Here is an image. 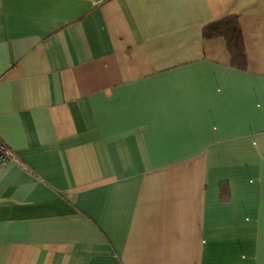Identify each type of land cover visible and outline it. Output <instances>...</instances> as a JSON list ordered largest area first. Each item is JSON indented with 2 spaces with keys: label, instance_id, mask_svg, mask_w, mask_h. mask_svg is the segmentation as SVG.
Wrapping results in <instances>:
<instances>
[{
  "label": "crops",
  "instance_id": "obj_1",
  "mask_svg": "<svg viewBox=\"0 0 264 264\" xmlns=\"http://www.w3.org/2000/svg\"><path fill=\"white\" fill-rule=\"evenodd\" d=\"M0 141V264H264V0H0Z\"/></svg>",
  "mask_w": 264,
  "mask_h": 264
},
{
  "label": "trees",
  "instance_id": "obj_2",
  "mask_svg": "<svg viewBox=\"0 0 264 264\" xmlns=\"http://www.w3.org/2000/svg\"><path fill=\"white\" fill-rule=\"evenodd\" d=\"M203 37L207 39L223 38L231 58V66L238 70H247L249 59L246 43L238 14H228L203 27ZM220 200L227 203L231 200L229 181L220 182Z\"/></svg>",
  "mask_w": 264,
  "mask_h": 264
},
{
  "label": "built area",
  "instance_id": "obj_3",
  "mask_svg": "<svg viewBox=\"0 0 264 264\" xmlns=\"http://www.w3.org/2000/svg\"><path fill=\"white\" fill-rule=\"evenodd\" d=\"M8 162H14L21 167H25L24 162L20 159L15 151L0 141V172Z\"/></svg>",
  "mask_w": 264,
  "mask_h": 264
}]
</instances>
